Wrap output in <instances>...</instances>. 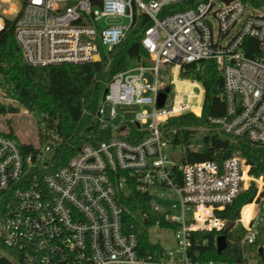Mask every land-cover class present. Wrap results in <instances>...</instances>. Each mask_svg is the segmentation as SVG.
Returning <instances> with one entry per match:
<instances>
[{
  "label": "built area",
  "instance_id": "obj_1",
  "mask_svg": "<svg viewBox=\"0 0 264 264\" xmlns=\"http://www.w3.org/2000/svg\"><path fill=\"white\" fill-rule=\"evenodd\" d=\"M185 2L191 6L162 15ZM248 4L264 11V0H0V40L12 32L34 66L97 62L102 50L127 39L139 14L153 20L142 38L150 63L116 73L95 112L110 128L109 139L83 145L65 165L50 170L52 145L24 151L17 139L0 133V264H230L193 262L188 249L192 233L228 226L218 213L257 182L251 165L241 155L221 163L184 162L182 147L166 139L161 125L187 113L202 114L203 83L184 78L195 89L182 94L178 76L184 65L200 70L202 62L213 60L224 76L225 113L210 117L209 124L264 147V14H253ZM175 69V78L167 80L166 73ZM0 75V97L13 100ZM167 89L159 106V94ZM193 100L198 112L189 105ZM120 105L140 110L117 126ZM176 151L179 163L172 155ZM258 181L264 186V176ZM130 184L149 194L154 208L177 225L171 229L174 246L141 250L121 201ZM168 190L176 198L162 211L155 200H163ZM262 193L264 188L249 222L242 220L243 244L258 237ZM247 258L241 264L256 262Z\"/></svg>",
  "mask_w": 264,
  "mask_h": 264
},
{
  "label": "trees",
  "instance_id": "obj_2",
  "mask_svg": "<svg viewBox=\"0 0 264 264\" xmlns=\"http://www.w3.org/2000/svg\"><path fill=\"white\" fill-rule=\"evenodd\" d=\"M189 6L191 2H185L167 8L162 15ZM152 25L153 20L148 14H139L121 45L111 51L102 50L99 61L84 64L34 66L24 59L12 32L0 40V73L9 85L8 94H12L25 109L42 116V120L37 123L39 145L50 144L55 149L54 164L50 170L65 165L83 145L96 144L112 136L110 128L97 120L95 112L103 98L106 83L116 73L139 63L148 64L149 53L142 45V38ZM248 41L255 42L251 39ZM248 55L253 53L249 52ZM180 75L201 81L206 91L204 109L200 116L187 113L161 125L166 139L175 147H182V160L187 163L205 160L221 163L230 157L241 155L251 165L253 175L264 176V147L243 137L224 133L209 124L210 117H221L225 113L224 76L216 62L204 61L200 70H197L196 64L184 65ZM189 105L199 111L198 102H189ZM14 111L16 107L0 103V115ZM129 128L132 134L136 133L134 124H129ZM0 133L17 139L24 151L36 150L34 144L23 143L12 126L8 132L0 130ZM199 134L202 137L198 141ZM129 190V195L121 198L126 225L133 226L143 252L164 250L161 244L151 240L149 228L157 223L171 229H175L177 225L154 208L149 194L140 192L135 184H130ZM257 195L258 188L253 184L218 213L220 217L228 219L230 227L221 231L192 233L188 255L193 262L214 260L241 264L248 262V255L257 264H264L263 206L256 241L251 244L242 242L246 233L242 220L244 223L249 222L256 207L253 202ZM220 235L226 236L228 244L221 253L217 248V238Z\"/></svg>",
  "mask_w": 264,
  "mask_h": 264
},
{
  "label": "rangeland",
  "instance_id": "obj_3",
  "mask_svg": "<svg viewBox=\"0 0 264 264\" xmlns=\"http://www.w3.org/2000/svg\"><path fill=\"white\" fill-rule=\"evenodd\" d=\"M218 4L221 6L222 3L218 2ZM248 9L253 14H264V11L262 10H257L253 8L250 4H248ZM215 26L216 22L214 21ZM236 32L234 30L231 35L226 39L229 40L231 36ZM148 63H150V56L148 58ZM138 65V64H137ZM136 66V65H135ZM134 67V66H133ZM167 67V66H163ZM132 68V67H130ZM175 72L176 69L174 70V74L171 75L166 73V79L170 80V78H175ZM148 78L150 81L152 80V77L148 75ZM178 79L180 80L179 82V90L181 93H186L189 89H195L192 86H188L187 82L184 81V78L179 75ZM2 80V76L0 75V81ZM0 101L5 104L6 106L11 105L16 107V111L7 113L5 115H0V130L8 132L10 130V126L14 129L16 135L18 138L25 144H34L35 146H40L39 145V135H38V127L37 123L42 120V116L30 112L29 110L25 109L23 106L20 105V103L14 98L13 100H4L0 97ZM0 102V103H1ZM192 103H196L195 100L191 101ZM140 110V107L138 106H126V105H120L117 108L118 115L116 119L114 120V124L117 126H121L123 121H127L130 119L134 118L135 113ZM11 122V123H9ZM202 137L201 134L198 135L197 140L199 141L200 138ZM255 176V175H254ZM262 176V175H261ZM255 176L257 182L253 183L256 185L258 190H261L264 188L263 185H261L258 181V179L261 177ZM252 184V185H253ZM250 188V187H249ZM155 195H159L161 193V190H156L154 191ZM175 194L172 190H168L166 192V195L163 200L156 199L155 204L161 208L162 211H165V209L172 203V201L175 200ZM243 211V209H242ZM243 224V222H242ZM244 225V224H243ZM172 230L171 228H165L161 227L160 225L158 226L157 224L151 226L149 228V234L150 238L153 242L161 244L163 247H172L175 245L174 237L172 236ZM249 264H256L255 261L250 260Z\"/></svg>",
  "mask_w": 264,
  "mask_h": 264
},
{
  "label": "water",
  "instance_id": "obj_4",
  "mask_svg": "<svg viewBox=\"0 0 264 264\" xmlns=\"http://www.w3.org/2000/svg\"><path fill=\"white\" fill-rule=\"evenodd\" d=\"M226 2H230L231 0H224ZM2 65H0L1 67ZM167 92H169V89H167L165 92H160L159 94V98H158V105L159 106H163L167 97ZM107 93V89L104 90V94ZM176 163L180 162V152L176 151L172 153ZM231 223L228 224V227H230ZM228 244H227V238L225 235H220L217 238V248H218V252L221 253L223 250H225L227 248Z\"/></svg>",
  "mask_w": 264,
  "mask_h": 264
},
{
  "label": "crops",
  "instance_id": "obj_5",
  "mask_svg": "<svg viewBox=\"0 0 264 264\" xmlns=\"http://www.w3.org/2000/svg\"><path fill=\"white\" fill-rule=\"evenodd\" d=\"M249 205V204H248ZM244 209V208H243ZM254 212H255V210H254ZM254 212H253V215H254Z\"/></svg>",
  "mask_w": 264,
  "mask_h": 264
}]
</instances>
